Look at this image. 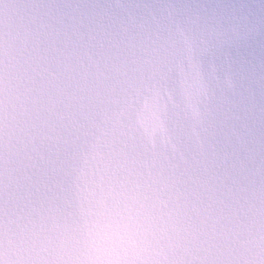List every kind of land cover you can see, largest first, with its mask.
Masks as SVG:
<instances>
[{"label": "clouds", "instance_id": "9594fccd", "mask_svg": "<svg viewBox=\"0 0 264 264\" xmlns=\"http://www.w3.org/2000/svg\"><path fill=\"white\" fill-rule=\"evenodd\" d=\"M0 264H264V0H0Z\"/></svg>", "mask_w": 264, "mask_h": 264}]
</instances>
